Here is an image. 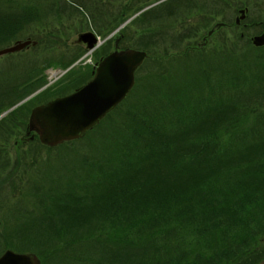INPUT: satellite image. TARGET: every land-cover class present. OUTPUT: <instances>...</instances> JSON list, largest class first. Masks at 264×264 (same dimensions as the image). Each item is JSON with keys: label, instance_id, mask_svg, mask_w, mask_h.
<instances>
[{"label": "trees", "instance_id": "obj_1", "mask_svg": "<svg viewBox=\"0 0 264 264\" xmlns=\"http://www.w3.org/2000/svg\"><path fill=\"white\" fill-rule=\"evenodd\" d=\"M88 1L97 3H68L102 19ZM125 1L119 22L153 2L129 8ZM46 3L59 9V0H0V17H34L43 29L50 24ZM210 4L214 19L225 21L227 6L237 12L262 2ZM186 5L165 0L128 24L122 43L148 52L133 91L84 139L61 145L55 167L36 170L43 181L21 186L14 227L1 234L9 246L37 252L44 264H264V47H254L249 35L263 29V10L246 20L244 37L231 20V35L218 31L215 45L196 54L185 46L202 27L187 23ZM24 27L0 22V44ZM47 34L39 38L44 48ZM88 75L71 70L56 94ZM9 79H16L9 69L0 73V86ZM7 97L0 89V112ZM5 162L0 158V205Z\"/></svg>", "mask_w": 264, "mask_h": 264}, {"label": "water", "instance_id": "obj_2", "mask_svg": "<svg viewBox=\"0 0 264 264\" xmlns=\"http://www.w3.org/2000/svg\"><path fill=\"white\" fill-rule=\"evenodd\" d=\"M237 23L246 17V9L240 10ZM217 24L212 31L218 28ZM256 46L264 45V32L253 37ZM15 45L0 54L20 49ZM93 46L92 43L89 44ZM147 53L136 49L114 51L99 64L95 75L75 93L50 100L32 111L29 129L36 130L42 142L57 145L65 140L83 136L86 130L122 101L135 84V73ZM0 264H41L35 254H19L7 250Z\"/></svg>", "mask_w": 264, "mask_h": 264}, {"label": "rangeland", "instance_id": "obj_3", "mask_svg": "<svg viewBox=\"0 0 264 264\" xmlns=\"http://www.w3.org/2000/svg\"><path fill=\"white\" fill-rule=\"evenodd\" d=\"M60 2L63 1H72V0H59ZM74 1V0H73ZM262 9L263 11H260L259 14L261 16L264 17V1H262V4L260 5H256V6H252V8L250 9V14L254 17V16H258L257 13H255L256 11H258L259 9ZM238 13L235 11H232L230 9L229 13L226 14L225 16H223V18H226V22H230L231 20H235V17ZM88 21H90L87 17H85ZM222 19V17H221ZM54 22L57 25L59 34L61 32H64L66 29L63 27V22L59 21L57 19L54 20ZM93 23V22H91ZM93 26H95V23H93ZM96 27V26H95ZM82 30V28H80ZM257 29H251L250 30V34H256ZM46 31V30H45ZM114 31V30H113ZM113 31H111L109 34H113ZM221 31H225L228 35H231L233 33V29L232 27H226L224 29H221ZM236 32H238L237 34L240 33L239 29L235 30ZM249 34V35H250ZM106 35H101L100 39L104 38ZM204 36V32L199 33V35H197L196 33H193L192 38L187 42V45L185 46L188 47H192V48H196L199 45V43H201L202 41V37ZM251 36V35H250ZM58 38H55L56 41L61 42L62 38H60V36H57ZM217 40V38H213L211 37L208 44L205 45L203 48H198L197 50L193 51L191 50L192 53H196V54H203L204 52L208 51V48L212 45H215V41ZM245 41H242L241 43L243 44ZM114 48V42H112V39L108 40V43L106 44H101L96 50V52L93 54V56H89V57H84L85 59L82 61L84 66L90 67L91 66V62L90 59L92 58L93 62H96L98 60L101 59V52H110L112 51V49ZM110 50V51H109ZM38 48L36 49H30L28 52H24V53H17V54H10L8 56L5 57H0V64L2 65V69H6L9 65V72H11V75L13 78L16 79H9L8 83H4L0 86V89L4 90L5 88L12 86V90H10L8 88V91H10V95H14V94H19L22 92V88L19 87V85L23 82H27V85H31L33 82H37L39 80H42L43 78H46L48 80H52L57 77L59 75V70L58 69H53V68H47L44 69V67L42 65L46 64L45 59L43 57H41L40 59V63L37 62V58L35 56H33L30 53L33 52H38ZM41 52V51H40ZM16 53V52H15ZM39 53V52H38ZM43 53V52H41ZM27 54V55H26ZM9 62V63H8ZM82 62L80 63V65H82ZM8 63V64H7ZM56 68V67H54ZM0 69V73L3 74V70ZM62 77V76H61ZM59 78L58 80H61L62 78ZM58 83V81H56L55 83H53V85L48 86L46 89H42L41 91L37 92L35 95L36 97L27 101L26 103L18 106L16 108V119H18V122H20V120H25L21 125H19V128L16 127V132L17 134L21 133L20 136L23 135V133H25V122L27 120L28 114L31 110V108L33 106H35L36 104H39L41 102H45L48 99L52 98L53 96L56 95V84ZM34 95V96H35ZM33 97V96H31ZM30 97V98H31ZM12 124V123H11ZM19 124V123H18ZM18 138V136H16L15 138H13V142L12 144L9 145V149L11 151V158H14L17 151H16V147H13L12 145H14V141L15 139ZM34 142H31V144H28V146H34L33 144ZM28 148V147H25ZM45 156L46 153L45 151H43ZM1 212H3V209H0Z\"/></svg>", "mask_w": 264, "mask_h": 264}, {"label": "flooded vegetation", "instance_id": "obj_4", "mask_svg": "<svg viewBox=\"0 0 264 264\" xmlns=\"http://www.w3.org/2000/svg\"><path fill=\"white\" fill-rule=\"evenodd\" d=\"M145 1L148 0H127L125 2L126 5H128L129 7L135 6L137 4V6H140L142 4H145ZM100 5V8L102 9L103 13V21L97 26V28L95 26H89L83 18L80 19H75L72 17H65L64 18V22H63V27L66 29L64 31V35H68L65 36V40L70 41V47L68 48V53L70 54H78L81 52V47L83 46V44H80L77 42L79 36L81 33H87V32H94L95 33H99V35H105L111 31H113V34L109 35L106 40L112 39L115 45V41L117 39L123 40V38L125 36H120V31H116L117 27L119 25V4H120V0H111V1H99L98 2ZM136 3V4H135ZM211 0H189V5H186L183 9V16L185 17L187 23L190 24V21L192 22V24H198L197 21V7H201L202 9V14L206 15L203 17L202 19V24L203 26L207 25V20H208V16L207 14L210 13L211 15L213 14V11H211L209 9ZM73 21H72V20ZM106 19V20H105ZM214 17L211 18L212 23L214 22ZM82 28V30L80 29ZM203 38V37H202ZM30 49H26L24 52H28ZM33 56H35L37 58V62H38V52H33L30 53ZM27 55V54H26ZM9 63V62H8ZM7 63V64H8ZM2 65L0 64V69H2L1 67ZM36 82H33L31 85H27V82H23L19 85V87L23 88H29L31 86H33ZM20 94V93H19Z\"/></svg>", "mask_w": 264, "mask_h": 264}]
</instances>
